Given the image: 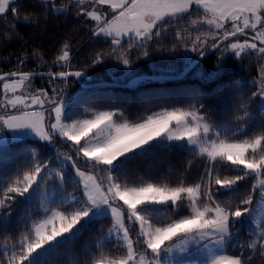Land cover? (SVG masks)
<instances>
[{"label": "snow or ice", "instance_id": "1", "mask_svg": "<svg viewBox=\"0 0 264 264\" xmlns=\"http://www.w3.org/2000/svg\"><path fill=\"white\" fill-rule=\"evenodd\" d=\"M22 8L23 0H0V23L11 24L4 30L2 42L20 36L19 24L39 27L41 20L75 12V19L90 22L93 37L110 40L111 50L96 52L93 65L115 54L119 62L130 66L132 49H143L147 57L148 42L174 25L175 39L184 41L186 48L190 42V50L200 56L212 41L213 49L224 43L223 51L237 59L255 56L264 60V0H37V7L23 15ZM31 58L44 61L35 48ZM28 59L29 54L24 53L17 57L15 70L0 72V144L4 143L6 128L15 139L33 136L48 145L56 138L71 142V154L57 152L56 160L62 167L52 170L49 161L39 159L33 150L27 170L0 183V220L11 216L18 197L39 196L44 203L49 189L42 190L41 186L49 180L61 201L59 208L26 225L27 230L15 243L9 245L4 238L0 264H45V257L69 238L77 237L95 218L105 217L111 226L93 245L97 251L90 264H248L254 252L264 256V131L244 134L247 103L240 105L244 114L236 117L235 129L215 127L201 112L203 104L161 108L135 122L120 109L92 111L89 118L72 120L71 103L76 101H70L63 87H53L51 92L34 89L31 82L39 73L23 70ZM71 61V43L65 40L53 61L65 70L46 73L50 80L66 83L70 76L82 78V71L67 70ZM222 67L218 64L207 78L218 75ZM257 72L252 95L259 97L258 107L264 110V64ZM162 143H179L193 156L206 160L200 179L192 184L181 180L176 186L121 182L118 173L124 163ZM65 164L73 169L82 198L60 192ZM246 180L255 182L238 204L215 198L220 190L238 192L239 183ZM182 206L187 214L175 218L168 215L169 207L179 213ZM161 215L168 217L166 222L160 220ZM244 217L254 237L246 245L251 252L227 254L232 229ZM113 237L118 252L109 255L104 251V241ZM192 245L196 246L194 252Z\"/></svg>", "mask_w": 264, "mask_h": 264}, {"label": "trees", "instance_id": "2", "mask_svg": "<svg viewBox=\"0 0 264 264\" xmlns=\"http://www.w3.org/2000/svg\"><path fill=\"white\" fill-rule=\"evenodd\" d=\"M58 3L61 0L57 1ZM24 11L37 7V0H23ZM197 13L193 14V18ZM11 21V16H8ZM187 20L180 22L185 25ZM41 26L17 25L20 36L10 42H2L6 27L0 23V72H9L17 68V57L24 53L29 54V59L22 66L24 71L32 72H57L65 70L53 64L60 45L68 40L71 43L72 61L69 71H82L85 76L82 84L91 86L98 83H112L126 85L132 82L131 87H94L83 88L74 77L67 82L60 80L51 81L49 77H35L33 80L40 89L51 92L53 87H63L74 91L70 101L71 119L89 118L92 111L120 109L129 121L135 122L153 111L161 108L183 107L203 104L201 112L214 125L226 124L235 129L236 117L242 116V103L248 104V123L243 124L245 135H252L264 131V111L257 104L259 97H253L255 86L249 80L258 75L257 69L264 60L255 56H245L237 59L231 52L223 51L224 44L213 54L206 57L197 66L191 69L186 77L179 81L150 82L144 77H175L181 74L198 55L197 52L184 46V41L175 39L176 26L170 27L167 33L158 39L149 41L147 51L149 55L143 56V49L134 48L129 52L130 66H126L116 59V55L108 56L102 63H91L96 52H109L110 40L104 37H93L90 32V22L83 18L75 19V12L71 15L52 16L40 21ZM196 33L193 32V35ZM212 41L204 49L208 52ZM127 49V39L124 41ZM38 49L43 54L44 61L31 58L33 49ZM222 63L218 75L207 78L213 73L217 65ZM231 135V134H229ZM63 153H71L69 146H60ZM33 150L41 160H47L58 166L56 153L48 144L36 140H21L9 145L0 146V183L10 181L18 173L28 168ZM206 160L193 156L188 147L179 143H162L148 148L146 152L132 156L119 171L122 183L137 185L142 182L158 184L167 183L176 186L181 180L185 184L198 181ZM198 166H200L198 168ZM235 173H231L234 175ZM254 180L242 181L238 185V192H225L220 190L215 198L221 202L238 204L239 200L247 195ZM6 186V185H4ZM69 192L77 191L75 183L70 180L66 184ZM82 196V195H81ZM255 202V201H254ZM61 201L52 203L51 209L59 208ZM43 203L38 200H29L18 197L11 209V216L0 220V249L4 247V238L8 244L15 243L24 233L27 226L42 219L47 213ZM63 210V209H62ZM184 214H187L185 208ZM168 215L175 218L179 213H174L168 208ZM167 216L161 215L160 220L166 222ZM111 226L109 218L93 220L77 237L69 238L68 242L55 252L45 257V264H90L97 249L93 247L98 238L106 235ZM138 230V225L135 226ZM253 227V225H251ZM233 236L229 241L227 254H239L244 251L249 254L246 245L254 239L251 233L250 222L244 217L232 229ZM135 235V232H133ZM104 251L109 255L116 254L118 249L114 246L115 240L104 241ZM245 246V247H241ZM10 254V253H9ZM3 259L0 254V260ZM248 264H264V256L259 251L252 253Z\"/></svg>", "mask_w": 264, "mask_h": 264}, {"label": "rangeland", "instance_id": "3", "mask_svg": "<svg viewBox=\"0 0 264 264\" xmlns=\"http://www.w3.org/2000/svg\"><path fill=\"white\" fill-rule=\"evenodd\" d=\"M125 39H127V38H125ZM240 39L242 40V39H244V37H240ZM262 64H264V61L262 62ZM257 77H258V75L252 77L249 80V82H250L251 85L254 86L253 81L256 80ZM31 83H32V86H33L34 89H40L39 85L36 84V82L34 80H32ZM66 94H67V96L69 98H71V96L74 94V91H72V90H69V91L66 90ZM258 100H259V98H258ZM262 111H264V110H262ZM221 126L228 127V125H226V124H221L220 126H215V127L220 128ZM13 136H14V134L12 132H10L8 129L5 128L3 130L4 143L3 144H0V146L9 145L12 142H17V141H21V140H36V141H39L38 139L34 138L33 136H23V137H20L19 139H15V138H13ZM81 143H83V141H81ZM60 146H69L70 147L71 146V142L65 143L64 141H61L59 138H56V140L54 141V144L53 145H49L50 148L54 149L56 155H57V152L63 153V151L60 149ZM70 149H71V147H70ZM79 163H80V166L83 167L82 162H79ZM58 164L59 165L56 166L53 163H49V167L52 170H58V169H60L62 167L59 162H58ZM199 167L200 166H198V168ZM206 167H207V164L204 165V167L202 168V174H201V176L204 174V171H205V168ZM63 169H64V173H65V182L60 187V192H62L64 195L74 194L77 198H82V196H81L82 193H79L77 191H74V192L71 193L66 188L67 182H69L70 180H72L73 182L75 181V173H74L73 169L71 168L70 164H65L63 166ZM53 179H54V177H53ZM52 182H53L52 180H49L48 183H47V185H42L41 186L42 190L45 187H47L49 189V195H48V197L45 199V201L43 203L44 209H45V204H47L48 205V208L50 209V206H51L52 203L56 202L57 200H60L59 195L58 194H54V190L52 189ZM57 185L59 186V182L58 181H57ZM29 200H38V201H41V198L39 196H33V198H31ZM184 210H185V207L182 206L181 209H180L179 214L180 215H184ZM47 214H50V212H48ZM96 219H101V218H95L94 220H96ZM253 227H254V225H253ZM112 240H115V238L113 237ZM190 247L192 248V250L194 252L196 246L195 245H192ZM177 255H179V254H177Z\"/></svg>", "mask_w": 264, "mask_h": 264}, {"label": "water", "instance_id": "4", "mask_svg": "<svg viewBox=\"0 0 264 264\" xmlns=\"http://www.w3.org/2000/svg\"><path fill=\"white\" fill-rule=\"evenodd\" d=\"M224 44V43H221L220 46ZM217 49H213L211 48L208 52L204 53L203 56H199L197 57L193 62H191V64H189L188 67H186L184 69V71L179 74L178 76H175V77H144V79H147L149 80L150 82H166V81H179V80H182L186 77V75L188 74V72L193 69L195 66H197L200 62H202L206 57H208L209 55L213 54ZM36 73H39L38 75H36L35 77H49L45 72H36ZM85 76V75H84ZM84 76L82 78H77V77H74V76H70V77H74L77 82L83 87V88H94V87H114V86H117V87H123V88H129L131 87L132 85V82L126 84V85H117V84H112V83H98V84H94V85H91V86H86L84 84H82V79L84 78ZM34 77V78H35ZM69 77V78H70ZM50 78V77H49Z\"/></svg>", "mask_w": 264, "mask_h": 264}]
</instances>
